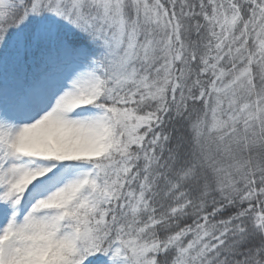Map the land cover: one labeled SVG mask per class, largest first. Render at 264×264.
Wrapping results in <instances>:
<instances>
[{
	"label": "snow or ice",
	"instance_id": "1",
	"mask_svg": "<svg viewBox=\"0 0 264 264\" xmlns=\"http://www.w3.org/2000/svg\"><path fill=\"white\" fill-rule=\"evenodd\" d=\"M0 264H264V0H0Z\"/></svg>",
	"mask_w": 264,
	"mask_h": 264
}]
</instances>
